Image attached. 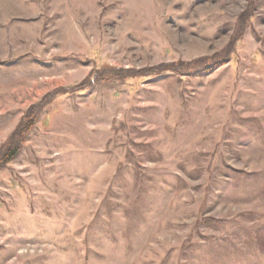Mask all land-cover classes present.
I'll use <instances>...</instances> for the list:
<instances>
[{"label":"rangeland","instance_id":"374dc122","mask_svg":"<svg viewBox=\"0 0 264 264\" xmlns=\"http://www.w3.org/2000/svg\"><path fill=\"white\" fill-rule=\"evenodd\" d=\"M62 89L0 264H264V0H0V144Z\"/></svg>","mask_w":264,"mask_h":264},{"label":"trees","instance_id":"16d2710c","mask_svg":"<svg viewBox=\"0 0 264 264\" xmlns=\"http://www.w3.org/2000/svg\"><path fill=\"white\" fill-rule=\"evenodd\" d=\"M238 39H236V41H233V47L235 45V42H237ZM180 69L181 73H190L194 70L197 69H202L200 66L197 67H189L188 64L186 65H182ZM166 71H170L173 72L169 69H167ZM208 71V69H207ZM108 79H104V80H100L97 79V81H113V77L109 74L108 75ZM136 77V76H135ZM130 78V77H129ZM86 81H90L89 78L85 79L83 83H81L80 85H78L77 88H79L80 86L84 87V85H86ZM93 82H91L90 84H94L95 83V78L92 80ZM89 85V84H87ZM81 88V87H80ZM74 88H72L73 90ZM69 92L62 89V90H57L54 91L50 94L45 95L38 103H36L35 105L29 107L25 113L23 114V116L21 117V119L19 120V122L17 123L16 127L14 128V130L12 131V133L8 136V138L0 144V172L2 170H4L6 168V166L11 163L20 153L24 143L27 141L28 136L30 135V133L32 132L33 128L35 127L36 121L39 117V115L41 114V112L47 107L49 106L57 97H59L60 95H66Z\"/></svg>","mask_w":264,"mask_h":264}]
</instances>
